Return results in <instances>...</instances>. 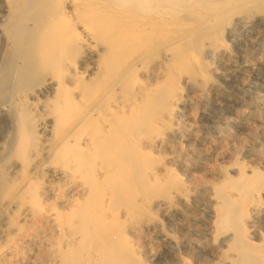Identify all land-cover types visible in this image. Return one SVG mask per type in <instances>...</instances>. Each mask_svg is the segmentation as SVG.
Segmentation results:
<instances>
[{"label":"rangeland","instance_id":"rangeland-1","mask_svg":"<svg viewBox=\"0 0 264 264\" xmlns=\"http://www.w3.org/2000/svg\"><path fill=\"white\" fill-rule=\"evenodd\" d=\"M245 3L244 9L227 12L228 16L225 13L218 22L192 36L168 33L161 37V33L152 32L136 34L131 43H125L124 50L130 55L123 66L117 67L110 82L112 91L107 96L114 102L121 94L118 100L123 104L139 103L138 112L127 120L125 128L131 142L139 145L132 148L135 165L125 164L123 181L114 178L107 185L100 175L108 164L97 156L95 147H84L72 161L59 160L56 149H51L54 146L68 151L88 138L85 127L76 126L73 133L65 134V140L72 139V146L63 148L52 137L54 119L62 116L65 122L72 117L82 118L86 109L95 106V121L102 113L98 102L92 101L82 108L74 102L70 108L55 111V81L64 75V69L47 74L42 63L24 67L23 54L28 44L23 42L11 49L6 40L4 31L10 18H19L27 28L34 29L42 26L52 11L39 10L31 0H13L11 5L0 0V161L7 169L1 182L16 177L9 192L0 194V203L10 201L9 207L0 208V264H231L235 255L230 247L232 231L219 223L221 198L217 189L225 181L236 183L242 167L264 172V0ZM28 12L30 16L26 17ZM179 36L182 38L177 40ZM92 46L77 52L72 45L68 46L67 66L84 69L87 61L95 59V53L103 51L96 43ZM32 71L37 75L27 77ZM92 76L83 73L79 82L65 91L61 102L73 90H85L84 84ZM20 95L28 100L27 116L33 128L17 145L22 151L12 154ZM174 98L178 99L175 104ZM134 167H138L137 176ZM135 181L140 185L139 191L134 187ZM88 184L92 189L86 187ZM21 186H25L23 192L19 191ZM228 194H232L233 200L238 198L235 190ZM93 200L95 206L89 205ZM249 208L247 240L264 249V191ZM84 216L92 218L94 225ZM95 216L104 221L96 229L104 231L106 239L101 231L93 232L92 227H98ZM86 223L90 225L86 227ZM84 228L88 230L85 238ZM80 245L82 250L78 249ZM105 250L110 255L102 254ZM70 259H75V263Z\"/></svg>","mask_w":264,"mask_h":264},{"label":"bare ground","instance_id":"bare-ground-1","mask_svg":"<svg viewBox=\"0 0 264 264\" xmlns=\"http://www.w3.org/2000/svg\"><path fill=\"white\" fill-rule=\"evenodd\" d=\"M31 1L33 3H35L36 5L38 4L37 8H39V10L47 8L50 12L52 11L51 13H53V14L51 17H49L45 20V22L42 26H39V28H34V29L27 28L26 25L24 23H22V20H20L19 18L18 19H15L13 17L10 18L9 22H8L9 24H7L8 26L5 28V31H4L5 36H6V40H7L8 44L10 45V48L12 49L13 47H19V45H21L23 42H26L28 44L26 49H25V53L23 54V61H24L23 65H24V67H26V66L32 67L33 65H35L37 63H42L44 65L43 70L47 74H51V72L53 70L56 72L57 71L61 72L60 70L64 69V71H65L64 75L56 77V81H55L56 82L55 91H56V97H57L55 99L57 102V104L54 108L55 111H60L61 108H63V109L70 108L74 102L76 104H79V106L82 108V105H83V107H85V105L89 104L92 101L95 102V100H96V102H98L99 106L102 109L101 115L95 121L93 120V118L95 117L94 115L96 114L95 112H93V111H95V109H93V108H95V106L88 108L89 110L86 109L84 111L85 116H82V118L72 117V118H69L67 121L64 122L62 120V116H57L54 119L53 135H52L53 139L58 140L57 144H62L61 146L63 148L71 147L72 144L70 142L72 139L71 140L70 139L65 140V137L67 136V135L65 136V134L73 133V130L76 128V126H78V127L82 126V128L85 127V129L84 128L83 129L87 131L88 138H83L82 140H80L78 142V144L73 146L68 151L57 150V148H53L54 146L51 149H53V150L56 149L55 155L59 160L69 159L72 161L75 157H77L78 155L81 154L84 147H95L96 148L95 153L97 154V156H100L102 158V160L105 159L104 162L108 164L107 165L108 169H105L103 172H101V175H100L101 176L100 178L104 182H106L107 185H108V183H111V181L114 178L115 179L118 178V180L123 181L124 177L126 176L125 164L126 163H127L126 165L129 164L130 167L133 164L135 165L134 160L136 159V157L134 156L132 148L135 147L136 145L137 146L139 145V142H133L134 140H132L133 143L131 142V140L129 139L130 133H128L125 129L126 125L128 124L127 120H129V118H131V116H134V114L138 112L139 106H137V104H139V103L137 101H135L132 103V105H125L122 103L121 100H118L119 97L121 98V94H119V96L117 95L116 99L114 98V102H112L109 99V97L107 96V92L111 88L110 82L114 79L113 77L116 75V72H117L116 70L118 69L117 67L123 66V64L125 63V59L128 57V55H130L127 53V51L124 50L125 43L126 42L131 43L132 40H134V37L136 34H144V33H152V32H156L158 35H160V33H161V37L168 36L167 35L168 33H173L174 35H178V34L182 33L184 35L186 34V36H192V35H194V33L199 32L202 29L205 30L207 27H209V25L211 26V24L213 25V23L218 22V19L221 16L225 15V13H227V12L229 13L231 11L233 13L234 12L236 13L237 9L243 8V6L245 7L247 4V3H245L246 0H31ZM12 2H13V0H7L8 5L9 4L11 5ZM253 4H255V3H253ZM253 4H250V6ZM247 6L249 7V4ZM60 7H63V10H61ZM248 7H247V9H248ZM240 10H238V11H240ZM228 13H227V16L229 15ZM25 16L26 17L30 16L29 12ZM227 16H225V17H227ZM222 21H223V18H222ZM205 36H203V37H205ZM181 38L179 36V38H176V39L178 40ZM176 39H174V41H176ZM139 40H140V38H139ZM210 40H211V38H210ZM193 42H194V40H193ZM93 43H96V45L102 46L103 51H99L98 54L95 53V55H96L95 59L91 60V61H87L84 65V69L76 70V68H71V67L67 66V63L69 62L70 58L69 59L66 58L65 50L68 48V46L72 45L75 48L74 52H77L80 50L84 51V50L92 49ZM172 43H174V42L172 41ZM191 43H192V40H191ZM169 44H167L166 46H168ZM217 45L219 46L218 43L216 44V47H218ZM192 46H194V45H192ZM192 48H195V47H192ZM223 48H225V47H223ZM223 48H222V50H223ZM199 53H198V55H199ZM72 56H74V55H72ZM84 58H86V57H84ZM163 58L166 59L165 57H163ZM192 58H194V57H192ZM130 64H131V62H130ZM131 65H133V64H131ZM163 68H165V67H163ZM78 69H79V67H78ZM93 71L95 72L94 74H93ZM126 72L127 71L122 73V75L125 76ZM83 73H88L90 75H93L91 78H88V82H86L84 84V86L86 87L85 90H83V89H79L77 91L73 90L72 92H70L71 93L70 95L66 94V97H64L63 101L61 102V98L65 94V91L72 89L74 86V83L79 82L80 77ZM35 75H37V73L35 71H32V72L28 73L27 77L31 76V78H34ZM141 75H143V74L141 73ZM206 76H207V74H206ZM18 77L20 78L21 75H19ZM157 78H158V76H157ZM199 79L200 78H198V80ZM114 81H116V80H114ZM0 82H1V80H0ZM191 82H193V80ZM25 85H27V84H25ZM181 85H183V84H181ZM44 89H42V90H44ZM14 91H17V89H15ZM111 91L112 90H110V92ZM132 92H135L134 88L132 89ZM119 93H121V92H119ZM177 95H179V94H177ZM181 96L179 95L180 98H181ZM163 98H165V97H163ZM18 100L19 101H18V106H17V112L19 115H18V117L15 118V125L17 127V134H16V136L14 135L15 139L12 142V146L10 147V148H12L11 149L12 154L15 152L19 153L20 151H22V150L17 148V145L23 141L24 137H26V135L28 133L32 132V128H33V126H32L33 123L31 121V119H29V117L27 116L28 109H29L28 100L23 95H20ZM177 101H178V99L174 98L172 103L175 104ZM47 106H48V103H47ZM125 108H128V110ZM140 112H142V110ZM144 115H145V112H144ZM21 116H25V118L22 119ZM67 116H68V114H67ZM166 119H167V117H166ZM141 121H143V120H141ZM41 122H43V121H41ZM60 125H64V126H60ZM41 126H42V123H41ZM127 127H128V125H127ZM169 128H171V127H169ZM173 128H175V127H173ZM132 130L134 131V129H132ZM129 132H132V131L130 130ZM134 133H135V131H134ZM44 136H45V134H44ZM77 136H79V135H77ZM75 138H76V136H75ZM27 143H26V145H27ZM150 144H152V143H150ZM23 145H24V147H27L24 143H23ZM24 147H22V148H24ZM41 148H43V147H41ZM47 153H48V151H47ZM5 156H6V154H5ZM48 157H49V155H48ZM41 158L42 157H40V159ZM259 158H261V157H259ZM84 159H86V158H84ZM87 160L88 159H86V161ZM87 163L90 164L89 162H87ZM44 164H46V163H44ZM69 167H70V165H69ZM136 168H138V167H136ZM136 168L134 167L135 174L137 176L138 171H136ZM90 169L92 172V165H91ZM6 170H7L6 167L3 166L1 164V161H0V194L2 196L6 195L9 192L10 187L16 182L15 176L14 177L9 176L10 178H7L4 182H1L3 177L6 175ZM12 170H14V169H12ZM37 171H39V170H37ZM63 173H65V172L63 171ZM71 173H72V171H71ZM131 173L132 172H130V176L133 177V173L132 174ZM8 174H10V173H8ZM28 174H29V172H28ZM76 174H78V171H76ZM38 175H41V174H38ZM86 175H87V172H86ZM84 176H85V174H84ZM27 177L29 178V176H27ZM19 178H21V177H19ZM28 178H27V180H28ZM87 178H90V175H89V177L87 175ZM92 178H93V175H92ZM133 178L135 179L136 177H133ZM83 179L85 181V178H82V180ZM66 180L68 181V179H66ZM136 180H137V178H136ZM157 180L158 179L156 178L155 179L156 183L158 182ZM76 181H74V182H76ZM63 183H64V181H63ZM101 183L102 182H100V184ZM136 184H138V181L134 184V187H137V188L140 187V185L137 186ZM88 186H89V184L86 187H88ZM24 187L25 186H21V188H19V187H17V188H19L20 192H23ZM76 188H78V187H76ZM88 188L92 189L91 186H89ZM88 188H86V189H88ZM58 189H60V188H58ZM99 189L101 190V188L97 187V190H99ZM139 189L140 188H138V191H139ZM54 190H56V189H54ZM231 190H235L237 192V194H238L237 199L233 200L231 198L232 194L231 195L228 194V192H230ZM86 191L88 192V190H86ZM263 191H264V172H261V171L259 172V171L255 170V168L254 169H246L243 167L241 168V171L239 173V178H238V181L236 183H231L229 181H225L223 183L222 187L217 189V193L219 194V196L221 198V200H220L221 204L218 205L219 206V208H218L219 223L223 229H229L232 231V238L230 240L231 241L230 247L235 252V255L232 256L234 258L232 259L231 264H264V249H263V247L262 246H255V245L251 244L250 241L247 240L248 236H247V229H246V224H247V222L250 221V220L248 221L246 219L247 213L250 209L249 207H251V205L258 199L259 195H261V193H263ZM57 192H59V191L57 190ZM39 193H41V192L39 191ZM90 193H92V192H90ZM101 193L102 192H100V195H102ZM12 194H13V192H12ZM57 194H56V196H57ZM60 194H61V192H60ZM65 194H67V193L65 192ZM70 195H72V194H70ZM141 195H142V193H141ZM72 196H70V197H72ZM82 197H83V195H82ZM9 198L10 197H8V199ZM79 198H80V196H79ZM89 199H92V196H91V198H88V200ZM139 199H141V198H139ZM85 201H86V199H85ZM56 202L58 203V201H56ZM93 202H94V200L92 201V203H89V205H91V204L93 205ZM98 202H100L102 204V200L101 201L98 200ZM164 203H165V201H164ZM216 203H218V202H216ZM9 204H10V201L1 202L0 208L1 207L3 208L4 206L9 207ZM27 204H28V202H27ZM67 204H66V207H67ZM156 204H157V202H156ZM55 205L56 204H54V206ZM86 205H88V203H86ZM89 205L87 206V208L89 207ZM104 205H106V204H104ZM84 206H85V204H84ZM93 206H95V205H93ZM100 207H101V205H99V208ZM89 209H91V207ZM84 210L85 209H83V211ZM253 211H255V210H253ZM256 211H258V208ZM84 212H82L83 215H84ZM99 212L101 213L100 215H102L103 210H101ZM88 213L90 214V212H88ZM92 214L93 213H91V215ZM248 214H250V213H248ZM91 215H89V216H91ZM89 216H84V217H87L90 220V224L94 225L91 222L92 218H90ZM9 217H10V215H9ZM95 219L98 220L97 223L94 222L95 224H97L98 227H95V226L92 227V228H94L93 232H96V230L98 231V229H96V228H99V227L101 228L102 223H104V221L100 220V218L98 219L96 216H95ZM100 221H102V223ZM215 222H217V221H215ZM83 223H84V220H83ZM90 224L86 223L85 226L87 227V225H90ZM212 226H213V224H212ZM82 227H84V226L82 225ZM250 227H247V228H250ZM219 229H221V228H219ZM85 230H87V229H85ZM114 230H115V228H114ZM114 230H113V232H114ZM99 231H101V230L99 229ZM121 231H120V233H121ZM251 231L252 230H250V232ZM113 232L112 233L110 232L111 236H113ZM117 233H118V231H117ZM80 234L82 235L83 232ZM86 234L88 235V230L85 233L84 238L86 237ZM101 234H104V231ZM94 235H95V233H94ZM229 235H231V234L229 233ZM104 236H107V235L104 234L102 237L103 239L104 238L106 239V237H104ZM111 236H109V237L111 238ZM117 236L118 235H115V238L117 239L116 241H118V239H119V237H117ZM91 237H93V235H91ZM84 238H83V240H84ZM115 238H113V239H115ZM250 239H251V237H250ZM83 240L81 239V241L78 242L77 245L79 243L81 244V242ZM107 244H109L108 240H107ZM89 245H90V243H89ZM98 246L100 247V245H98ZM116 247H117V245H116ZM78 249H81V245H80V248H78ZM108 251L109 250H107V251L105 250V251H103L102 254H107ZM73 253L70 255L72 256ZM80 253H81V251H80ZM74 255H77V253H75ZM107 255H110V254H107ZM223 255L224 254H222L221 257ZM80 256H83V255H80ZM86 256H88L87 253H86ZM86 256H85V258H86ZM69 258H70V256H69ZM75 259L77 261V258H75ZM75 259H73V260L70 259V260H72L74 262ZM86 263H87V260H86ZM227 263H229V262H227Z\"/></svg>","mask_w":264,"mask_h":264}]
</instances>
